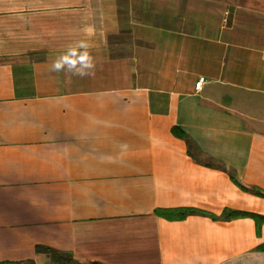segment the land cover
I'll return each instance as SVG.
<instances>
[{
  "label": "crops",
  "instance_id": "0c3cea01",
  "mask_svg": "<svg viewBox=\"0 0 264 264\" xmlns=\"http://www.w3.org/2000/svg\"><path fill=\"white\" fill-rule=\"evenodd\" d=\"M86 28L95 75L50 72ZM231 211L264 216V0H0V261L264 264Z\"/></svg>",
  "mask_w": 264,
  "mask_h": 264
},
{
  "label": "clouds",
  "instance_id": "9594fccd",
  "mask_svg": "<svg viewBox=\"0 0 264 264\" xmlns=\"http://www.w3.org/2000/svg\"><path fill=\"white\" fill-rule=\"evenodd\" d=\"M88 38L69 43L63 51L51 59L50 72L65 73L66 75L80 78L92 77L96 71V60L92 54L90 28L84 30ZM126 147V145L122 146Z\"/></svg>",
  "mask_w": 264,
  "mask_h": 264
},
{
  "label": "trees",
  "instance_id": "16d2710c",
  "mask_svg": "<svg viewBox=\"0 0 264 264\" xmlns=\"http://www.w3.org/2000/svg\"><path fill=\"white\" fill-rule=\"evenodd\" d=\"M175 134L179 136H184V133L180 131L179 129L175 128L174 129ZM233 180L238 184L242 189L247 190L248 188L241 183L238 182L237 179L233 178ZM256 192L260 195H263V193L259 189H255ZM159 215H162L164 217H168L171 219H176V218H184L189 214H195V213H200V214H207L205 211H202L200 209H195V208H178V209H159L158 211ZM231 216H240V215H245V216H252L256 222H257V228L258 232H260L261 226L264 223V216L260 214H255V213H244V212H237V211H231ZM227 212H225L224 216L226 217ZM215 217V216H213ZM228 217V216H227ZM230 217V216H229ZM42 247H39V250ZM0 264H26L22 262H15V261H0Z\"/></svg>",
  "mask_w": 264,
  "mask_h": 264
},
{
  "label": "built area",
  "instance_id": "2783aa9c",
  "mask_svg": "<svg viewBox=\"0 0 264 264\" xmlns=\"http://www.w3.org/2000/svg\"><path fill=\"white\" fill-rule=\"evenodd\" d=\"M197 87H200V83L197 84Z\"/></svg>",
  "mask_w": 264,
  "mask_h": 264
}]
</instances>
